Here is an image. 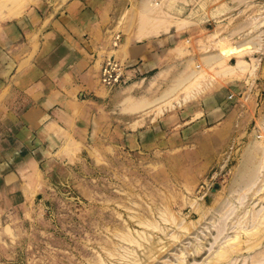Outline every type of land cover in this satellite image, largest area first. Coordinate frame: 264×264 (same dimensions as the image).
Listing matches in <instances>:
<instances>
[{
    "label": "rangeland",
    "instance_id": "1",
    "mask_svg": "<svg viewBox=\"0 0 264 264\" xmlns=\"http://www.w3.org/2000/svg\"><path fill=\"white\" fill-rule=\"evenodd\" d=\"M116 3L142 29L193 31L204 58L84 135L30 139L18 162L31 152L36 168L0 177V264H264V0ZM19 114L0 111V162Z\"/></svg>",
    "mask_w": 264,
    "mask_h": 264
},
{
    "label": "crops",
    "instance_id": "2",
    "mask_svg": "<svg viewBox=\"0 0 264 264\" xmlns=\"http://www.w3.org/2000/svg\"><path fill=\"white\" fill-rule=\"evenodd\" d=\"M33 1L20 14H0V111L20 113L12 122L20 144L15 160L0 162L6 187L21 184V170L25 175L36 168L31 152L18 162L23 151H31L30 139L84 135L107 119L124 94L147 98L204 58L202 47L191 48L199 44L193 31L154 24L142 29L135 14L125 22L124 10H110L118 0ZM110 58L130 68L124 87L112 93L100 82Z\"/></svg>",
    "mask_w": 264,
    "mask_h": 264
},
{
    "label": "built area",
    "instance_id": "3",
    "mask_svg": "<svg viewBox=\"0 0 264 264\" xmlns=\"http://www.w3.org/2000/svg\"><path fill=\"white\" fill-rule=\"evenodd\" d=\"M130 68L115 59L108 60L101 70V81L107 87L125 85L128 81Z\"/></svg>",
    "mask_w": 264,
    "mask_h": 264
},
{
    "label": "bare ground",
    "instance_id": "4",
    "mask_svg": "<svg viewBox=\"0 0 264 264\" xmlns=\"http://www.w3.org/2000/svg\"><path fill=\"white\" fill-rule=\"evenodd\" d=\"M209 263H211V262H209Z\"/></svg>",
    "mask_w": 264,
    "mask_h": 264
}]
</instances>
